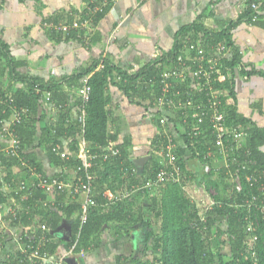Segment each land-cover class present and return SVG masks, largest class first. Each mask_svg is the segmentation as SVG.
Masks as SVG:
<instances>
[{
	"label": "trees",
	"instance_id": "16d2710c",
	"mask_svg": "<svg viewBox=\"0 0 264 264\" xmlns=\"http://www.w3.org/2000/svg\"><path fill=\"white\" fill-rule=\"evenodd\" d=\"M100 2L101 0H95L91 2L90 6L100 4ZM249 8L248 6L244 13L245 18H247L246 20L257 23L262 18L261 8L259 5L251 8V10ZM106 10L99 12L93 21L103 16ZM61 14L56 13L55 15H51L48 19H45V22L51 20H55L56 22V19L62 18ZM229 27L230 25L228 24L219 32L204 31L205 41L208 40V43L209 41L211 43L224 41L226 46L229 47V52L223 58H219L216 61L215 71L211 74L210 84L213 86L212 93L209 90L199 92L197 88L193 87L196 84V80L191 76L192 71L198 68H201L202 71H210V69L207 61H203L202 63L200 61H191L192 56H190L184 59L185 67L182 69L184 77L180 78L177 76L176 79L180 80H176L173 83L174 90H178L179 94L172 99L175 102L181 101L183 103L189 99L193 101L192 105L185 104L178 107L174 105L166 106L164 104L159 108L160 110H157V107L151 102H142L147 100L148 95L155 92L154 87L147 88L145 81L151 80L152 77L156 78L165 63L169 64L171 70L182 68L181 65L178 66L177 55L182 49L184 44L183 38L187 34V31L189 32L192 28L195 30L201 29L197 24L185 25L179 28L175 34L174 46L171 52L173 56L170 59L169 57L160 56L147 62L134 74L128 73L125 69L104 57L93 61L86 70L69 77L45 79L42 76H32L19 69L22 64L13 59L8 46L0 40V89L3 93L12 96L16 106L27 109L21 123L17 124L15 128L21 139L22 150L20 153L22 158L26 160L27 163H25L31 167H35V170L43 178H47V174L43 171L42 165L38 162L35 153L38 152L36 149L41 148L42 151H45L49 161L53 165L75 170L78 166L82 165L80 158H77L78 144L82 138L91 155V166L86 171L92 179V195L96 201V205L88 210L87 221L82 225L79 232L76 251H80L81 248L86 249L91 243V237L102 230L104 223H108L110 216H115V212L120 213L123 210V217L125 218L135 212L131 204L127 208H120V203L108 202L104 193L107 190L115 191L124 182L129 184L130 187L128 189H131L134 182L135 185H143L147 179L155 176L156 171L161 165V156L156 155L154 156V161L151 162L152 164L147 175H138L136 173L138 177L134 180L131 176H128L129 172H131L130 168L132 164L125 149V142L118 143L116 135L109 131L111 114L107 105L111 101V94L108 90L110 86H116L130 99L136 97L137 102L142 104L146 109L144 111H150L157 130L153 141L150 143L151 150L160 149L161 145H165L170 138L178 143L176 154L178 163L184 171L187 170L185 165L186 156L193 155L197 156L200 160H204L209 148L221 155L224 162L223 155L218 152V148L214 143L215 135L212 132L208 119L200 123L199 129L196 130L198 132L197 136H193L192 127L195 126L193 124L195 121L193 114L199 105L196 102H202L201 105L207 108L209 105L208 98L219 102L216 108L224 113L226 126L237 127L242 125L247 132V136L238 150H235L231 146L232 142H230L231 152L235 151L233 154L237 155L240 161L250 160L247 163L249 172L258 174L264 169V154L260 150V147L264 146V127L246 124L245 119L237 112L234 89L236 75L250 76L255 73H262L260 71L257 72L253 68L246 69V65L242 61L241 52H239L237 46L232 45L233 40L230 36ZM49 32L58 35V32L50 30ZM82 38L79 37L78 39L82 40ZM205 54H207L205 60L208 57H213L208 50L205 51ZM99 62L103 63V68L97 70L96 66ZM88 74L87 81L90 86V98L85 106V122L82 126V123L78 121L77 115L74 116L75 113L73 114L72 112L76 106L78 111L80 99L76 95V92L72 91L77 103L67 108L68 95L63 92L64 90L60 88V85L62 84L61 81H71L75 89H77L83 78H86ZM117 76H120V79H117ZM3 77H6L8 84L4 83ZM200 81H204V79L202 78ZM15 83H21L22 86L14 88L12 84ZM45 90L50 91V96L47 100L54 105L50 110V112L54 113V118L52 119L51 117V121H46V124L43 126H38L37 122L44 121L46 117L44 114L45 108L42 104V92ZM10 112L9 106H0V130L1 120L8 119ZM160 115H163L165 118L163 122H161ZM56 143L62 149L68 151L67 159H62L55 154L53 146ZM2 144L0 141V145ZM109 145L110 147L108 148ZM245 150H248L247 155L244 153ZM114 151H116V154L113 153ZM0 165V171L4 172V176H1L0 172L1 184L3 183L2 179L12 176L11 168L13 166L18 165L19 167L26 168L18 158L5 156L1 153ZM236 165L234 162L230 164L227 162V165L224 162V166L220 167L222 169L220 173H222V177L228 179L226 184L231 189L228 196L224 197L221 193L217 196L211 194L209 192L210 189L216 188L218 184H216V180H206V191L208 196L212 198L211 201H213V203L209 204V207L200 208L195 201L186 196L184 191L186 177H182V182H165L156 187L160 191V194L159 199H155L154 201L153 198V203H151L152 209L155 210H152V216L144 218V213L141 214L142 209H140V212L138 211L139 219L136 218L135 220V223L140 222L144 226V244L153 237L152 252L155 253V264H249V261L244 260V248L247 241V233L245 231L247 210L243 204L244 194H248L249 191L246 184L244 185L243 192L238 193L235 190L231 176ZM80 173L82 174L84 171L81 170ZM54 174L58 175L56 177L62 178L68 175L65 172L60 173V171ZM184 176H187V174ZM30 186L28 198H25V201L20 203L21 206L17 208L18 211H16L15 215H9L11 225L16 227L24 224L29 225L35 221L32 219L28 220L26 218L27 215L30 217V215L37 212V214H40L38 217L40 225L45 224L49 228L48 231H45V235L49 239H53L56 236L53 234V231L60 226L61 220L63 218H70L74 211L78 212L79 202L64 206H59L58 204H54V206L43 203L35 204V198L40 197L44 199L47 193L35 184ZM22 193L24 192L21 191V196ZM17 194H19V191ZM12 195H14L13 190ZM62 197H64V194L57 193L55 195V203L61 202ZM14 198L18 200L19 197L15 196ZM41 200L39 201L41 202ZM0 202H6L3 191H0ZM12 207L14 208V205ZM139 208H142V206ZM26 212L27 214H24ZM117 218L119 219V217ZM223 219L226 229H219V231H222L220 235L223 234L222 243L227 246L224 252H222V247L216 249L211 247V231L218 229L215 228V225L220 228L221 226L219 225L223 223ZM40 225L36 231L29 230L27 233L21 231L17 237V249L8 258L0 260V264H29L24 262L25 254L22 252V248L31 242L34 244L38 242L42 234ZM78 226L79 221L77 216L73 220V233L78 230ZM72 238L74 239L75 237L72 235ZM260 238L261 240L257 242L256 249L257 254L263 259L264 250L262 245L264 242H262V239L264 240V236ZM4 242V233L1 229L0 247L4 246ZM70 243L65 242V246H69ZM55 250L56 245L53 241L46 242L41 246V251L43 252L54 253ZM133 264H141V262L135 261Z\"/></svg>",
	"mask_w": 264,
	"mask_h": 264
},
{
	"label": "crops",
	"instance_id": "0c3cea01",
	"mask_svg": "<svg viewBox=\"0 0 264 264\" xmlns=\"http://www.w3.org/2000/svg\"><path fill=\"white\" fill-rule=\"evenodd\" d=\"M94 1L0 0V40L8 46L13 59L22 64V68L19 69L32 76H42L45 79L69 77L86 70L93 61L104 57L128 73L134 74L151 60L160 56L170 59L173 56L171 52L174 46V38L180 27L197 24L201 28L199 30L192 28L189 32L187 31L183 38L185 43L196 42L203 37L205 38L204 31L206 30L219 32L229 24V32L233 40L232 45L237 46L241 52L246 69L253 68L262 73L235 76L234 89L237 112L245 119L247 125L264 127V0H110L103 16L90 24L89 36L86 39L76 32H71L69 35L62 33L57 35L45 29L43 25L45 19L51 15L62 13L60 19L69 21L78 17L85 6H89ZM253 4L259 5L262 10V18L257 23L246 20L247 18L244 16L247 7L249 6L251 10ZM79 37L82 40H79ZM207 41L208 50L212 55H215L219 47L222 46H224L226 54L229 52V47L224 41L216 43L210 41L208 43ZM161 69L156 78L152 77L151 80L145 81L147 88L154 87L155 92L148 95L147 100L142 102L153 104L158 96L162 73L171 70V67L165 63ZM117 79H120V76H117ZM2 80L8 84L6 77H3ZM61 82L60 88L68 95L66 107L76 105L77 100L72 91H75L77 95V89L73 86V82ZM12 85L14 88L22 86L21 83ZM108 90L111 94V101L107 105L111 114L109 131L116 135L118 143L125 142V149L132 164L130 169H133L135 174L147 175L151 162L155 159L154 156H160L158 151L151 150L150 147V143L157 133L151 113L144 111L146 109L137 102L136 97L131 99L126 97L116 86H110ZM118 93H122V95H118ZM196 103L201 104L202 102ZM42 104L45 108L46 117L44 121L37 122L38 126H43L46 121H51V117L54 118V113L50 112L54 105L46 100L43 95ZM72 112L75 113L74 116L77 115V106L73 108ZM193 124L195 125V122ZM40 149H36L38 152L35 153L47 177L58 176L54 173L59 171L60 173H67V176L74 174L77 168L74 170L53 165L45 151ZM260 150L264 154V146H261ZM205 163H208L209 171H205ZM185 165L187 169L184 171L187 174L185 187L187 189L184 188V190L187 191L188 187L194 185L196 189H199L198 194L194 192V195L198 197L194 198L197 205L200 206V202L207 201L205 207H209V204L213 203L206 191V180H216L218 186L215 190L218 191L217 193H221L224 197L228 196L231 190L226 184L228 179L222 177V173H220L222 170L220 167L224 166L223 158L215 150L209 148L204 160L193 155L186 156ZM129 173L128 176H131L133 180L137 179V174H132V171ZM11 174L10 178L2 179L3 183L1 184L6 203L11 210L5 212L1 227L5 242L4 246L0 247V260L8 258L17 249V237L21 231L25 233L29 230L36 231L40 225L38 218L40 214L37 212L26 217L35 222L18 227L11 225L9 215H12V211L16 214L17 208L21 206L20 203L25 201L21 200L20 182L25 181L30 186L35 184L37 180L35 173L29 170V164L26 168L18 165L13 166ZM1 176H4V172H1ZM132 185H135V182ZM129 187V184L124 182L115 191L107 190L104 196L108 202L120 203V208H127L131 204L135 212L126 218L123 217V210L120 213L115 212V216L111 215L110 221L104 223L102 230L91 237V243L86 249L81 248L80 251H75L63 262L60 261V264H133L135 261L145 259L143 253L139 255V251L146 245L143 242L144 226L140 222L135 223V220L136 218L139 219L140 209H142L141 214L144 213V218L152 216V210H155L152 209L151 196L153 191H157L158 194L160 191L153 188L131 192L126 197L125 192L128 191ZM200 189H204L206 193L204 194ZM12 190L14 195L19 197L18 200L12 195ZM18 191L19 194H17ZM57 193L64 194V197H62L61 202L55 203ZM210 193L212 194L211 191ZM144 196H147L148 199L142 201ZM35 199V204L64 206L70 203H78L80 196L74 198L70 191L66 190L64 192H49L44 199L40 197ZM139 205L142 208H139ZM77 216L78 212L74 211L70 218L61 220L60 226H65L70 231L71 240H73L72 235L75 238L77 235V231L74 233L72 231L73 220ZM224 224L223 219V223L219 225L221 227L215 225V228L218 229L211 231V247L213 249L222 247V252L226 251L227 247L226 244L222 243L223 234L220 235L222 231H219V229H226V224ZM53 232L56 235L53 237L56 250L54 253H50L52 257L49 261H44L41 264H57L56 261L68 254L69 246H65V242L70 241L64 239L62 233ZM63 234L65 233L63 232ZM71 260L73 261L70 262ZM153 260L155 264L154 257Z\"/></svg>",
	"mask_w": 264,
	"mask_h": 264
},
{
	"label": "built area",
	"instance_id": "2783aa9c",
	"mask_svg": "<svg viewBox=\"0 0 264 264\" xmlns=\"http://www.w3.org/2000/svg\"><path fill=\"white\" fill-rule=\"evenodd\" d=\"M110 4V0H101L100 4H95L93 6H85V8L79 13L78 17L72 18L71 20H62L56 19L51 21L44 22V27L47 30L55 31L58 33H62L65 35H69L71 32H76L77 34L83 36L84 39L88 38V32L90 29V24L94 22L95 16L99 12H103L107 9V6ZM255 4H253L252 8H255ZM254 19V18H253ZM205 46V47H204ZM208 50V44L205 41V38H201L196 42H185L182 46L180 53L177 55V63L178 66L181 65L182 68L178 70L172 69L167 70L162 73V78L160 80V91L158 96L154 100L153 104L159 108L166 104V106H182V105H192L193 101L189 100L185 103L183 102H175L173 101V97L179 94L178 90H174L173 83L179 81L180 79H176V77L183 78L184 72L182 71L183 67H185V60L191 57V61H207L209 64V70L202 71L201 68H198L195 71H192L191 76L196 80V84L193 86L197 88L200 92L202 90H209L210 93L213 91V86L210 84L211 74L215 71L216 61L219 58H223L226 54L224 51V46L219 47L218 51L213 57H208L206 59L205 51ZM209 51V50H208ZM224 51V52H223ZM187 52V53H186ZM184 54V55H183ZM103 68V63L99 62L96 66V69ZM217 71V69H216ZM88 77H84L81 84L77 87V95L80 99L79 108L77 111V118L82 126L85 121V106L90 98V86L88 84ZM204 79V81H200ZM192 88V86H190ZM38 92V91H37ZM222 93V91H221ZM42 95L47 100L50 96V91L45 90L42 92ZM208 107H204L201 104L197 106L195 113L193 114L195 126L192 127L193 136H197L198 132L196 131L200 127V123H202L205 119H208L210 123V127L212 132L215 135L214 143L218 148V152L221 153L224 157V162L227 165V162L235 163L236 168L231 176L232 183L234 184L235 190L240 193L244 191V185L246 184L248 187V194H244V205L246 207V225L245 231L247 233L246 236V245H245V254L244 260L249 261V264H264V253L263 259L257 254V242L261 240V236H264V169H262L258 174L255 172H249L247 163L250 160L240 161L237 155H234L231 152L230 142H232V147L235 150H238L247 136V132L245 128L241 125L237 127L226 126L225 124V116L224 113L220 112L216 106L219 104L217 100H213L208 98ZM218 103V104H217ZM0 106H9L11 109L10 116L8 119L1 120V132H0V141L3 143L0 145V153L5 156H13L18 158L20 162L27 166V162L22 158L20 151L22 150L21 139L16 131V125L21 123L23 117L25 116L27 109L25 107L16 106L14 104V99L11 95L3 93L0 89ZM215 106V107H214ZM209 108V109H208ZM3 112H5L3 110ZM161 122L165 120L163 115H160ZM193 144V142H192ZM110 145L108 146V148ZM178 147V143L173 141L172 138L165 145H161L160 149H156L161 156V165L155 173V176L151 179H147L143 185H132L130 192H125V196L127 197L131 192H138L142 190H151L156 188L157 186L165 183V182H182V177L185 178V172L183 168L178 163V157L176 154V149ZM78 152L77 158H80L82 165L78 166L75 170L74 174L71 176H66L65 178L49 176L47 178H43L40 173L35 171L34 167L29 165V170L32 173H35L37 178L35 185L44 190V192H64L69 190L71 195L76 198L80 196L79 201V210H78V232L76 238L73 239L68 247V254L66 256L61 257L60 260L56 261L57 264H60V261L66 257L71 256L76 251L77 241L79 237V232L82 225L87 221L88 218V210L91 207L96 205V201L93 198V184L91 176L87 173V169L91 166L90 158L91 155L88 152L86 147V143L82 138L78 144ZM53 151L57 156L62 159L68 158V151L62 149L58 143L54 144ZM116 154V151L113 152ZM246 155L248 150L244 152ZM26 162V163H25ZM1 166V165H0ZM205 171H209L208 163L204 164ZM81 170L84 173H80ZM132 174H135L134 170L131 169ZM20 191H23L21 196V200H25L28 196L29 185L25 181H21L19 185ZM0 191L1 189V179H0ZM11 208L8 207L7 203L0 202V227L3 225L4 214L6 211H10ZM12 215H15V212L12 211ZM40 229L42 234L40 235L38 242L34 244L33 242L26 244L24 248H22V252L25 254L24 262L29 264H38L43 263L44 261H49L51 259V255L49 252L41 251V246L46 242H52L53 239H49L45 235V231H48L49 228L45 224L40 225ZM262 242L264 240L262 239ZM264 250V243L262 245Z\"/></svg>",
	"mask_w": 264,
	"mask_h": 264
},
{
	"label": "rangeland",
	"instance_id": "374dc122",
	"mask_svg": "<svg viewBox=\"0 0 264 264\" xmlns=\"http://www.w3.org/2000/svg\"><path fill=\"white\" fill-rule=\"evenodd\" d=\"M117 94V93H116ZM122 95V93H118V95ZM126 98V97H125ZM186 186H188V185H186ZM185 189H187V187H184ZM129 192H130V190L129 189H127ZM185 191V194H186V196L189 198V199H191V200H195L194 198L195 197H197V196H195L194 194V192H196L197 194H198V192H199V189H196L195 188V185L194 186H192V187H188V190L186 191V190H184ZM200 191H203L204 192V194L206 193L205 192V190L204 189H200ZM210 191L212 192V194H215L216 196L217 195H219L217 192V190H215V188H211L210 189ZM209 191V192H210ZM139 192V191H138ZM154 193H153V195L151 196V198H152V201H153V198H154V201H155V199L157 200V199H159V194L157 193V191H153ZM150 193H152V192H150ZM150 197V196H149ZM198 198V197H197ZM200 198V197H199ZM148 199V197L147 196H144V198H142V201H145V200H147ZM209 200V199H208ZM210 201V200H209ZM207 201H203V202H200V208H204L206 205H207V203H206ZM202 204V205H201ZM141 205H139L138 207H140ZM203 206V207H202ZM39 225V224H38ZM152 244H153V237H151L150 239H149V241L146 243V245L141 249V251H139V255H140V253H143V257L145 258L144 260L142 259V260H140V262H141V264H154V260H153V257L155 256L154 255V253L152 252ZM135 255V254H134ZM153 260V261H152Z\"/></svg>",
	"mask_w": 264,
	"mask_h": 264
},
{
	"label": "water",
	"instance_id": "95a60500",
	"mask_svg": "<svg viewBox=\"0 0 264 264\" xmlns=\"http://www.w3.org/2000/svg\"><path fill=\"white\" fill-rule=\"evenodd\" d=\"M55 232H56V233H62V237H63L64 239L71 241V233H70V231H69L67 228H65V226H59V227H57V228L55 229ZM63 232H64L65 234H63ZM133 239H134V238H133ZM72 261H73V260H71L70 262H72Z\"/></svg>",
	"mask_w": 264,
	"mask_h": 264
},
{
	"label": "clouds",
	"instance_id": "9594fccd",
	"mask_svg": "<svg viewBox=\"0 0 264 264\" xmlns=\"http://www.w3.org/2000/svg\"><path fill=\"white\" fill-rule=\"evenodd\" d=\"M71 241H72V240H71ZM71 241H70V242H71Z\"/></svg>",
	"mask_w": 264,
	"mask_h": 264
}]
</instances>
